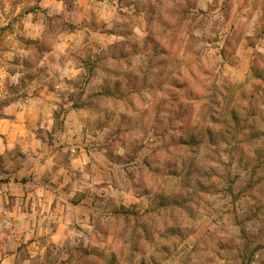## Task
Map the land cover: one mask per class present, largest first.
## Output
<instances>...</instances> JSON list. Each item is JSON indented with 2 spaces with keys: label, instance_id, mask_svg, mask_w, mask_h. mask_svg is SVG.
<instances>
[{
  "label": "rangeland",
  "instance_id": "1",
  "mask_svg": "<svg viewBox=\"0 0 264 264\" xmlns=\"http://www.w3.org/2000/svg\"><path fill=\"white\" fill-rule=\"evenodd\" d=\"M41 1L0 0V56L18 49L25 57L9 63L50 86L55 66L77 72L58 91L84 112L110 185L131 203L107 209L72 264H262L263 25L233 0H131L135 13L125 0L111 16L121 39L88 34L59 50L57 36L77 27ZM89 11L80 27L108 31L97 23L103 9Z\"/></svg>",
  "mask_w": 264,
  "mask_h": 264
},
{
  "label": "crops",
  "instance_id": "2",
  "mask_svg": "<svg viewBox=\"0 0 264 264\" xmlns=\"http://www.w3.org/2000/svg\"><path fill=\"white\" fill-rule=\"evenodd\" d=\"M123 1L42 0L39 6L77 27L57 36L59 50H64L88 34L96 33L103 45L121 39L111 16ZM233 1L245 19L250 12V23L263 25L264 50V0ZM211 2L197 0V6ZM130 3L129 13H135ZM92 5L103 9L97 23L108 31L80 27ZM23 23L27 37L36 39V25ZM11 49L0 56V264H72L75 248L89 249L94 224L107 219V209L131 203L110 185L111 165L93 147L84 112L58 91L70 86L77 72L55 66L51 86L34 73L25 79L24 68L9 63L25 56Z\"/></svg>",
  "mask_w": 264,
  "mask_h": 264
},
{
  "label": "trees",
  "instance_id": "3",
  "mask_svg": "<svg viewBox=\"0 0 264 264\" xmlns=\"http://www.w3.org/2000/svg\"><path fill=\"white\" fill-rule=\"evenodd\" d=\"M259 80L263 81L262 78H259ZM240 97H241L240 100L244 101L243 95H240ZM238 109L240 110V108L236 107V105H235L234 109H232V111L230 112V115H231L230 118H231L232 123H234V126H236L235 124H237V121H238V118L236 117V113H237ZM87 256H90V254L89 255L87 254ZM109 264H113V260H110Z\"/></svg>",
  "mask_w": 264,
  "mask_h": 264
}]
</instances>
